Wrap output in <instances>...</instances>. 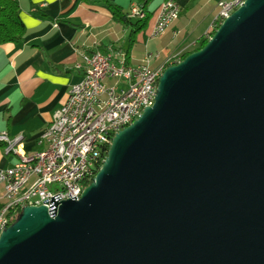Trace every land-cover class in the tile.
<instances>
[{"label": "water", "instance_id": "obj_1", "mask_svg": "<svg viewBox=\"0 0 264 264\" xmlns=\"http://www.w3.org/2000/svg\"><path fill=\"white\" fill-rule=\"evenodd\" d=\"M0 264H264V0L163 71L80 199L24 207Z\"/></svg>", "mask_w": 264, "mask_h": 264}, {"label": "crops", "instance_id": "obj_2", "mask_svg": "<svg viewBox=\"0 0 264 264\" xmlns=\"http://www.w3.org/2000/svg\"><path fill=\"white\" fill-rule=\"evenodd\" d=\"M25 26L19 43L0 45V134L22 138L28 154L41 148L39 140L72 86L84 75L83 56L112 49L127 55L132 66L148 54L157 55L153 68L174 54L193 52L214 32L219 0H177L181 14L165 35L151 33L164 0H16ZM146 11L144 29L133 35V24L121 21L133 5ZM128 19V17H127ZM129 20V19H128ZM18 157L0 143V171ZM3 186L0 184V204Z\"/></svg>", "mask_w": 264, "mask_h": 264}, {"label": "built area", "instance_id": "obj_3", "mask_svg": "<svg viewBox=\"0 0 264 264\" xmlns=\"http://www.w3.org/2000/svg\"><path fill=\"white\" fill-rule=\"evenodd\" d=\"M246 0H219L214 29L229 18ZM181 14L177 0H164L151 37L161 38ZM128 19L144 20L146 12L133 5ZM209 38V36L207 37ZM148 54L143 63L128 64L127 55L111 50L83 56L84 75L72 86L62 106L39 140L40 150L28 154L22 138L0 134V143L18 157L12 168L0 171L3 195L0 204V235L10 227L17 212L28 206H46L49 211L66 200L80 199L85 182L101 168L114 136L153 106L163 71L182 59L171 55L158 68Z\"/></svg>", "mask_w": 264, "mask_h": 264}, {"label": "trees", "instance_id": "obj_4", "mask_svg": "<svg viewBox=\"0 0 264 264\" xmlns=\"http://www.w3.org/2000/svg\"><path fill=\"white\" fill-rule=\"evenodd\" d=\"M115 16L121 21H125L127 23L130 22V19L128 20L126 15L122 14V12H115ZM148 17L149 16L146 15L144 20H139L132 25L134 30L133 35L145 28ZM214 33L215 31L210 35V37ZM24 34L25 26L20 19L18 2L16 0H0V45L5 43H19L23 40ZM209 38L203 40L199 47H197L193 52L201 50L206 45ZM191 53L184 54L181 59L183 60ZM90 183L91 181L85 182V186L87 187ZM21 213V210L17 212L16 220L19 218Z\"/></svg>", "mask_w": 264, "mask_h": 264}, {"label": "rangeland", "instance_id": "obj_5", "mask_svg": "<svg viewBox=\"0 0 264 264\" xmlns=\"http://www.w3.org/2000/svg\"><path fill=\"white\" fill-rule=\"evenodd\" d=\"M214 31H216V30H214ZM201 43H202V42H201ZM201 43H200V44H201ZM200 44H199V45H200ZM199 45H198L197 47H199Z\"/></svg>", "mask_w": 264, "mask_h": 264}]
</instances>
